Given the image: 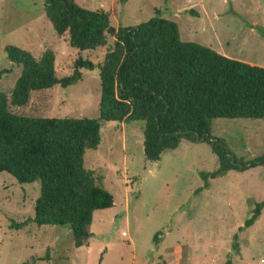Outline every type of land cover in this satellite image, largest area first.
<instances>
[{"label":"rangeland","instance_id":"374dc122","mask_svg":"<svg viewBox=\"0 0 264 264\" xmlns=\"http://www.w3.org/2000/svg\"><path fill=\"white\" fill-rule=\"evenodd\" d=\"M75 2L109 12L116 28L146 22L159 9L179 25L183 40L264 66V0ZM114 43L109 34L106 46L73 48L69 34L55 31L45 0H0V93L10 97L22 72L8 58L7 46L36 57L54 49L63 79L75 73L79 59L102 65ZM80 70L77 84L33 91L26 106L11 110L32 117L98 118L100 69ZM145 126L141 120L106 123L99 147L86 152L85 167L115 199L113 207L95 212L89 245L75 247L69 225L31 221L40 181L20 183L0 172V264H264V119H215L206 135L212 144L183 139L158 161L146 157ZM220 156L239 168L210 178V187L201 189L202 173L218 170ZM258 204L261 215L247 226Z\"/></svg>","mask_w":264,"mask_h":264},{"label":"trees","instance_id":"16d2710c","mask_svg":"<svg viewBox=\"0 0 264 264\" xmlns=\"http://www.w3.org/2000/svg\"><path fill=\"white\" fill-rule=\"evenodd\" d=\"M45 12L58 35L69 34L73 48L106 46L109 34L115 43L102 65L79 59L75 73L63 79L57 74L54 49L36 57L18 46L6 47L22 72L10 97L0 93V172L20 183L40 181L31 221L69 225L77 248L90 244L95 212L115 204L95 172L85 167L87 150L101 144L104 124L144 121L146 157L158 161L183 139L212 144L206 135L215 119H264V66L183 40L179 25L162 17L159 9L146 22L118 28L111 25L109 12L84 8L75 0H45ZM97 67L102 82L98 118L32 117L11 110L26 106L33 91L77 84L80 69ZM220 160L218 170L202 173L201 189L210 187V178L239 168L222 156ZM261 209L258 204L247 226L259 219Z\"/></svg>","mask_w":264,"mask_h":264}]
</instances>
